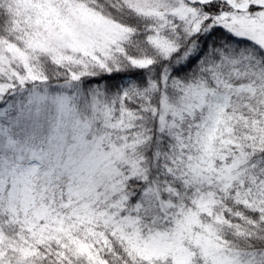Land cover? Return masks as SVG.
I'll return each instance as SVG.
<instances>
[{
  "label": "snow or ice",
  "instance_id": "1",
  "mask_svg": "<svg viewBox=\"0 0 264 264\" xmlns=\"http://www.w3.org/2000/svg\"><path fill=\"white\" fill-rule=\"evenodd\" d=\"M0 264H264V0H0Z\"/></svg>",
  "mask_w": 264,
  "mask_h": 264
}]
</instances>
